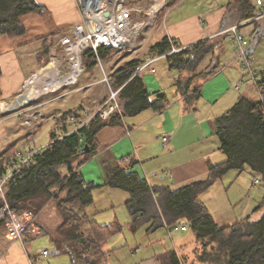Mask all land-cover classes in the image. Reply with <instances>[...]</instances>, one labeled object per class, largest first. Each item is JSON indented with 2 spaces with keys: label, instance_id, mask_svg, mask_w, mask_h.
<instances>
[{
  "label": "crops",
  "instance_id": "0c3cea01",
  "mask_svg": "<svg viewBox=\"0 0 264 264\" xmlns=\"http://www.w3.org/2000/svg\"><path fill=\"white\" fill-rule=\"evenodd\" d=\"M37 1L46 6L47 11L44 14L30 12L23 15L21 22L26 28L24 34H0L2 100L18 98L30 75L45 64L46 59L41 60L44 45L42 37L55 32L75 30L81 20L76 0ZM230 1L210 0L207 4L195 5L193 0H169L163 14L146 31L140 50L107 63L106 67L113 74L133 59L143 63L149 57H156L158 55L152 53L150 48L165 36L181 46H191L206 39L218 43L215 54L204 60L201 70L209 65L216 67L209 77L200 81L201 95L194 101L189 99L190 94H182L176 85V81L186 74L179 69H171L166 57H160L142 71L151 94H165L168 99L166 90L170 86L173 88L174 98L172 101L168 99V105L161 111L146 109L138 114L125 116L120 125H108L100 129L97 133L96 153L81 165L87 181L104 183L106 163L128 165L135 160V169L151 185L166 184L178 188L194 180L205 179L209 174L210 164L225 161L226 155L220 150V142L215 135L214 119L227 113L240 95L262 98L244 75L230 40L219 34L222 29L234 24L224 25ZM159 22L163 25L162 28L159 27V38L151 43L146 42L150 34L158 29ZM255 28V23L247 22L241 30L251 40L250 55L257 61V68L264 73V31L257 36L254 34ZM19 114L21 111L15 113ZM17 123L18 119H10L0 112V154L12 146L18 155L38 148L29 146L24 152L21 150L22 142L17 140ZM56 126L52 125V130ZM164 135H168L169 140L164 141ZM252 173L248 168L230 170L215 186L200 196L220 226L231 225L246 217L257 220L264 215V186L254 191V180L249 175ZM253 174L254 178L260 177L259 174ZM98 189L106 192L108 207L104 204V208L102 206L103 194L99 201L96 199ZM121 190L110 186L96 188L94 202L96 199L100 207L90 211L89 205L84 210L88 220L84 225L87 233L91 229L89 221L106 225L109 230L102 246L105 254L100 263L169 264L172 251H175L182 262L183 257L187 258L185 261L188 263L193 262L196 247L194 234L189 228L184 230L180 227L181 224L188 225L187 222L182 221L156 231L148 230L146 226L135 229L129 212L126 213L123 209L120 212L118 208L124 206L129 197L127 191ZM104 210H107V214L101 215ZM37 219L38 234H28L23 241L7 240L5 229L0 227V264H91L87 253H82V244L61 238L56 240V228L63 218L53 200L37 213ZM38 249H49L50 255L42 257L38 262L31 261L32 254Z\"/></svg>",
  "mask_w": 264,
  "mask_h": 264
},
{
  "label": "trees",
  "instance_id": "16d2710c",
  "mask_svg": "<svg viewBox=\"0 0 264 264\" xmlns=\"http://www.w3.org/2000/svg\"><path fill=\"white\" fill-rule=\"evenodd\" d=\"M46 11L47 7L37 0H0V34H24L26 28L21 17L30 12L44 14ZM260 11L255 0H231L224 25L251 19ZM163 12H160L159 17ZM250 22L256 24L255 33L260 29L259 36L264 31V19ZM59 34L55 32L42 37L44 45L41 60L46 59ZM172 44L170 37L165 36L150 49L152 53L162 55L171 50ZM217 44V41L206 39L166 57L171 69L176 68L186 74L176 81V85L182 94H190L191 101L200 97L201 82L216 67L209 65L201 70L204 60L215 54ZM111 51L101 48L97 55L93 48L85 49L82 52L85 69L95 68L98 56L105 60ZM140 62L133 59L112 74L113 86L120 88V111L107 120L95 116L73 131L69 130L67 123L57 125L51 131L52 141L43 146L9 180L0 205L7 203L14 211L32 210L37 214L53 200L63 218L56 228V240L61 238L79 242L83 246L82 253L88 255V262L104 264L100 262L105 254L102 246L109 235L108 227L89 221L91 229L87 233L84 225L88 220L84 210L94 202L96 188H119L129 193L125 206L133 228L146 226L148 230L156 231L182 221L187 222L196 240L195 258L188 263L185 261L187 258L183 257L182 262L172 251L169 264H264V215L257 220L246 217L231 225L220 226L200 199L204 192L233 169H250L260 175L264 186V93L260 99L240 95L227 113L214 119L215 135L226 159L210 164L205 179L194 180L178 188L166 184L151 185L135 169V160L128 165L106 163V179L102 184L87 181L84 177L81 165L96 153L100 129L108 125H120L125 116L146 109L161 111L169 103L165 94L154 96L149 92L142 72L135 74L134 65ZM2 71L0 67V76ZM261 76L264 84V73L261 72ZM86 144L90 150L80 152L79 149ZM18 156L14 146L0 154V176L8 172L9 164L17 161ZM0 227L5 229L4 221L0 222Z\"/></svg>",
  "mask_w": 264,
  "mask_h": 264
},
{
  "label": "built area",
  "instance_id": "2783aa9c",
  "mask_svg": "<svg viewBox=\"0 0 264 264\" xmlns=\"http://www.w3.org/2000/svg\"><path fill=\"white\" fill-rule=\"evenodd\" d=\"M167 1L169 0H152L149 5L140 6L138 3L135 5L129 4V0H76L80 10L81 20L76 25L74 31H76L77 35L79 32L85 33V36L88 38V43L84 50L91 47L97 55L101 48L135 54L141 48V38L146 31L156 23L159 13L166 7L165 4ZM255 1L258 8L261 10L259 14L240 23L231 24L225 27L224 30L222 29L219 34L225 35L233 44L237 60L244 75L259 91L260 95L263 96L264 84L261 81V71L257 68V62L250 55L249 51L251 40L248 39L245 33L241 30V27L247 22L264 19V0ZM71 42L72 40L69 36L61 40L64 49L67 44ZM187 47L188 46H181L173 43L171 50L167 53L156 57H149L145 62L134 65L135 74L145 70L160 57H167L170 54L183 51V49ZM98 60L101 63L102 60L99 56ZM80 61L82 65L81 55ZM104 74L103 82L109 86L107 99L102 102L99 107L87 117V120L79 125L78 128L95 116L107 120L112 114L120 111V88L116 89L112 85V74ZM21 96L22 95L15 98L13 101L0 99V112L4 113L15 109L16 107L13 108L10 105L21 98ZM163 140H169V136L164 135ZM41 149L42 147L35 148L27 153L19 154L18 160L9 164L8 172L0 176V199L5 197L9 180H11L15 172H17L21 166L28 163V161L37 152L41 151ZM261 183L262 180L259 178L254 180L255 186L260 185ZM37 220V214L32 210L17 212L11 209L7 203L0 205V222L4 221L5 238L9 241H23L28 234L37 235L39 232ZM180 227L184 230L189 228L186 224H181ZM48 255H50L49 249H38L32 254L31 261H41L42 257Z\"/></svg>",
  "mask_w": 264,
  "mask_h": 264
},
{
  "label": "rangeland",
  "instance_id": "374dc122",
  "mask_svg": "<svg viewBox=\"0 0 264 264\" xmlns=\"http://www.w3.org/2000/svg\"><path fill=\"white\" fill-rule=\"evenodd\" d=\"M129 1H130L129 4L131 5H135L138 3L140 6H145V5L147 6L152 2V0H129ZM209 1L210 0H193V3L195 5L199 3L207 4ZM165 6H167V3L165 4ZM162 10H164V8ZM157 24H158V29L150 34L146 42L151 43L154 42L157 38H159L161 34V29L159 27L162 28L163 25L161 24V22ZM144 35L146 36L147 34L145 33ZM67 36L71 37L72 41H75L76 38H78L77 33L76 31H74V29L60 33V35H57V37L55 38V42L51 46L52 48L50 47L49 49V54L46 57L45 64H43L40 67V69L36 71V73L42 71L48 65H49L48 69L58 68L57 67V65L59 64L58 60L63 55L67 57L70 55L69 52H65L64 46L61 43V40ZM143 38L144 36L140 40L141 45L144 42ZM127 55H133V54L122 52L119 50H113L108 55L107 58L108 60H102L101 63L98 60V65L91 70H89V68L85 69L86 67H84V64H82L83 70L81 71L78 79L75 82L65 83L62 86H57L54 90H50L46 92H42L44 88V83L40 82V84L37 83L35 86L38 93L35 96H32L31 100H27L24 102L21 101L22 98L21 99L19 98L15 102L17 104L13 106V108L14 107L16 108L8 112H4L3 114L8 115L10 119L11 118L18 119V123L16 126L18 127L19 138H17V140L19 141L21 140L20 142H22L21 150L24 152L25 151L24 149L27 150L29 146H38V148L46 146L51 139L52 125L62 126L63 123H67L69 130L73 131L74 129H77L81 123L85 122L87 120V117L91 113H93L95 109L98 108L102 102H104L107 99L109 86L103 82V78L105 75L104 73L111 75L108 67H106L107 63L108 62L110 63L113 59H120ZM81 58H82V54H81ZM70 70H71V65L66 67L60 66L53 73V76L60 77L59 75H61V72L59 71L69 72ZM36 73L30 75L28 79L30 78L33 79L34 77H36L35 76ZM26 85H25V89L20 94L22 96L26 94L27 91ZM166 92L168 93V99L172 101V99L174 98L173 88L168 86ZM14 99H12L11 101H13ZM18 111H21V114L15 115V113H18ZM33 135L35 136L33 137ZM249 175L251 180H255L256 178L261 179L260 177L254 178L253 173ZM253 188L256 189L254 191H258L259 189L263 188V185L262 184L256 185ZM101 194H103L102 206L104 204L105 207H108L109 205L105 191L103 190L100 191L99 189L96 190V194H95L96 199L98 198L99 201ZM96 199L95 202H93L91 206H89L90 211L100 207V204L96 202ZM118 208L120 209V212L124 210L126 211V213H128V210L125 205L121 207L119 206ZM106 211L107 210L102 211L101 215L102 214L105 215Z\"/></svg>",
  "mask_w": 264,
  "mask_h": 264
},
{
  "label": "bare ground",
  "instance_id": "6f19581e",
  "mask_svg": "<svg viewBox=\"0 0 264 264\" xmlns=\"http://www.w3.org/2000/svg\"><path fill=\"white\" fill-rule=\"evenodd\" d=\"M77 36L78 38H76L75 41L67 44L65 48V52H69L70 55L67 57L62 54L63 56L58 60L59 64L57 65L58 68L60 66L66 67L71 65V70L69 72L59 71L61 72V75H59L60 77L53 76V73L58 68L48 69V65L45 69L36 73V77L27 80V91L25 95L21 96V101L25 102L27 100H31L32 96H35L38 93L35 88L37 83H44L42 92H46L54 90L57 86H62L65 83L75 82L78 79L79 74L81 73L83 68L80 61V55L88 43V38L85 36L84 32H79ZM15 102H13L10 106L13 107L14 105H16L17 103Z\"/></svg>",
  "mask_w": 264,
  "mask_h": 264
},
{
  "label": "water",
  "instance_id": "95a60500",
  "mask_svg": "<svg viewBox=\"0 0 264 264\" xmlns=\"http://www.w3.org/2000/svg\"><path fill=\"white\" fill-rule=\"evenodd\" d=\"M259 31H260V29H258L257 31H256V33H254L255 35H257L258 33H259ZM80 150V152H82V153H84V152H87L88 150H90L89 149V145L88 144H86V145H84L81 149H79Z\"/></svg>",
  "mask_w": 264,
  "mask_h": 264
}]
</instances>
